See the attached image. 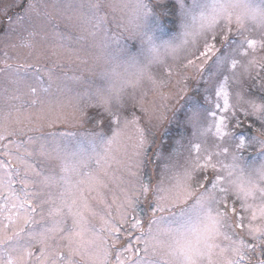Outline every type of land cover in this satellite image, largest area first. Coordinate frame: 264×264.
<instances>
[{"label":"snow or ice","instance_id":"snow-or-ice-1","mask_svg":"<svg viewBox=\"0 0 264 264\" xmlns=\"http://www.w3.org/2000/svg\"><path fill=\"white\" fill-rule=\"evenodd\" d=\"M0 42V264H264V0H13Z\"/></svg>","mask_w":264,"mask_h":264},{"label":"rangeland","instance_id":"rangeland-1","mask_svg":"<svg viewBox=\"0 0 264 264\" xmlns=\"http://www.w3.org/2000/svg\"><path fill=\"white\" fill-rule=\"evenodd\" d=\"M257 2H258V0H257ZM11 3H13V0H0V9H2L4 7V5L11 4ZM51 23H52V26H50L48 29L50 33L54 30L60 31V32H66V33H72V34L75 33V29L70 27V26H67L62 19L56 18ZM37 39L39 40V38H37ZM52 39L53 38L50 35L49 40L44 42L45 46H47V44L50 43L52 41ZM3 49H4V44H3V42H0V52H2ZM60 72H61V70L58 69L57 73L60 74ZM63 72L66 73L67 77L73 76L74 73L75 74H83L84 76L89 75V73H87L82 67L78 68L75 65H67L63 69ZM61 79H64L63 75L61 76ZM66 82H69V81H66ZM54 127L58 130H63V129L72 127V124L70 122L65 123V124H56V125H54Z\"/></svg>","mask_w":264,"mask_h":264}]
</instances>
